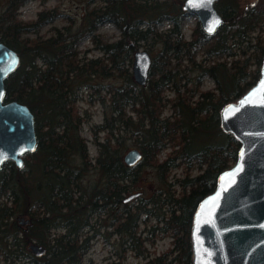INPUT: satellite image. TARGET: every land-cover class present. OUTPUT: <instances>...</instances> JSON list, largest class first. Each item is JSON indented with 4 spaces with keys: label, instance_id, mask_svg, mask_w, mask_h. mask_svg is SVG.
<instances>
[{
    "label": "trees",
    "instance_id": "1",
    "mask_svg": "<svg viewBox=\"0 0 264 264\" xmlns=\"http://www.w3.org/2000/svg\"><path fill=\"white\" fill-rule=\"evenodd\" d=\"M26 1L7 0L0 13V39L21 57L5 80L6 99L28 104L38 139L36 149L25 153L22 168L7 160L0 169L3 259L10 264L15 250L22 256L34 241L45 245L46 253L18 264H83L90 235L82 236L81 228L89 225L90 213L104 212L113 219L115 230L126 235L125 241L139 242L129 244L135 254L144 251L140 246L146 239L137 235L141 214L145 224L155 218L147 230L171 236V246L142 264H192L190 228L195 206L214 189L217 174L235 161L240 145L220 127L219 109L260 75L264 0L242 4L216 0L224 21L212 34L205 33L197 21L189 38L181 31L183 0H94L80 25L53 27L49 35L31 31L53 21L58 12L43 9L36 18H20L19 7ZM164 18L170 19L171 26L161 33L157 26ZM105 21L119 28L117 39H103L96 32ZM84 37H90L103 54L80 56L77 44ZM144 38L162 45L152 57L147 84L141 86L125 65L137 41ZM199 51L204 56L197 59ZM108 74L127 79L109 91L113 123L128 127L143 153L133 166L123 159L127 137L115 135L113 123L94 127L98 153L93 163L80 133L84 116L76 104L77 90L92 76ZM204 75L213 78V88L200 89ZM166 90L173 94L166 96ZM126 105L135 118L122 111ZM166 108L170 112L163 114ZM99 130L105 131L102 139ZM166 147L169 150L160 159ZM147 162L157 168L162 185L148 198L124 202L123 197L134 191L140 165ZM179 164L184 165V175L168 182L171 167ZM92 167L99 179L84 186L81 178ZM194 168L197 172L191 174ZM19 215L30 222L21 226ZM59 226L63 229L56 231Z\"/></svg>",
    "mask_w": 264,
    "mask_h": 264
},
{
    "label": "water",
    "instance_id": "2",
    "mask_svg": "<svg viewBox=\"0 0 264 264\" xmlns=\"http://www.w3.org/2000/svg\"><path fill=\"white\" fill-rule=\"evenodd\" d=\"M216 0H183V10L195 14L199 26L212 34L224 21ZM144 48L133 52L131 74L141 86L147 84L152 63ZM19 52L0 39V169L11 160L17 168L24 155L38 144L35 116L28 104L6 99L5 80L20 64ZM220 127L237 138L240 145L235 161L221 170L214 189L196 204L190 228L192 264H264V56L260 75L244 93L219 109ZM143 157L139 147L123 154L133 166ZM141 195L130 192L123 201ZM35 256L46 246L29 243Z\"/></svg>",
    "mask_w": 264,
    "mask_h": 264
},
{
    "label": "rangeland",
    "instance_id": "3",
    "mask_svg": "<svg viewBox=\"0 0 264 264\" xmlns=\"http://www.w3.org/2000/svg\"><path fill=\"white\" fill-rule=\"evenodd\" d=\"M246 1L255 0H238L239 4ZM7 0H0V13L5 7ZM90 2V3H89ZM97 1L88 0H27L24 4L19 7V17L23 19H33L36 18L37 13L40 10H55L58 12V16L51 22L44 23L38 28V30L31 31V34H42L49 35L53 31V27H62L68 23L72 24L73 28H76L81 24L82 15ZM197 22V17L195 14H191L183 10L181 16V31L185 38H189L192 28ZM171 26V21L169 18H164L158 24L157 30L161 33H166ZM101 38L107 40H115L120 35L119 28L109 22L105 21L101 23L96 30ZM264 35V24L263 33ZM136 49L144 48L151 56L154 58L156 53H158L162 43L157 40L153 42L151 38H144L137 41ZM77 49L79 50L80 56H85L87 58L100 56L102 50L98 48L90 37L82 38L78 44ZM133 55V53H132ZM204 56L202 52H198L196 58L200 59ZM221 59L220 57H218ZM131 62L125 65L131 71ZM128 63V62H127ZM187 71V70H186ZM131 79L134 81L133 77ZM87 83H83L82 86L77 90L78 99L76 101L78 110L81 115L84 116L80 133L84 137L88 153L91 157V162H94V158L98 153V146L93 141L94 127L98 124L104 122L113 123L111 117V92L109 88L113 85L125 84L127 82L126 77H119L112 74L108 75H95L89 78ZM135 82V81H134ZM215 85L213 78L208 75L203 76L202 83L200 84V89H211ZM166 96H171L172 91H165ZM102 98H104L102 100ZM123 112L127 115H131L135 118L134 112H132L128 105L124 106ZM170 109L166 108L163 114H168ZM105 118L107 120H105ZM115 135L127 137V148L125 152L132 147H139L138 141H136L134 136H131V131L128 127L125 128L123 124L117 121L113 123ZM105 131L99 130L97 135L102 139ZM131 136V137H130ZM169 148H165L160 153V159L165 157L166 152ZM138 177L133 185V190L141 191V198H148L150 194L157 188H159L162 183L160 181V175L157 168L150 163H144L140 165ZM191 174H195L197 169H192ZM185 173V168L183 164L172 166L169 175L168 182L175 181L176 178L182 177ZM99 179L98 173L94 167L86 170L81 178V182L84 186H88L91 183ZM175 188L178 191L180 189L179 185L175 183ZM133 204L138 202L134 199ZM18 215V214H17ZM140 216L145 217L144 214ZM22 219L26 220L27 216L21 215ZM140 219L139 228L137 235L146 237L142 241L141 249L144 251L141 254H135V251L129 249V244L139 243L136 240H126V235L120 234L115 230V224H113V219L110 215H106L104 212L101 213H90L89 225L81 228L82 236L90 235L88 242L90 243L88 250L83 256V264H142L151 256L162 252L167 247L171 246V236L163 235L159 236L158 231L147 230L155 223V218L150 217L148 224H145L144 220ZM62 227H56L55 230H62ZM148 236H153L154 239L148 238ZM1 249V248H0ZM121 255V257L119 256ZM8 261L3 259L2 253H0V264H7ZM17 263V261H16Z\"/></svg>",
    "mask_w": 264,
    "mask_h": 264
},
{
    "label": "flooded vegetation",
    "instance_id": "4",
    "mask_svg": "<svg viewBox=\"0 0 264 264\" xmlns=\"http://www.w3.org/2000/svg\"><path fill=\"white\" fill-rule=\"evenodd\" d=\"M17 220L19 221V224H21V226H25L26 224H28L29 222H30V219L27 217V219L26 220H24V219H22V217L19 215V216H17ZM30 242H34V241H30ZM29 242V243H30ZM29 243L27 244V250H24L23 252L24 253H22V256L20 255L19 256V254H17L16 253V250H15V252H14V254H13V256L10 258L11 260H10V264H18V262L21 260V262H25V263H27L28 262V259H29V257H31V256H35V255H33L31 252H30V250H29ZM16 261H17V263H16Z\"/></svg>",
    "mask_w": 264,
    "mask_h": 264
}]
</instances>
